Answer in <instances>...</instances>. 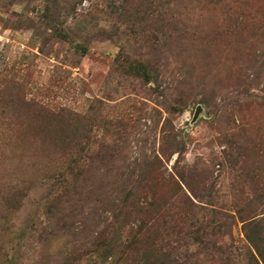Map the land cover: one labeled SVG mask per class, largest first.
I'll use <instances>...</instances> for the list:
<instances>
[{"label":"rangeland","instance_id":"374dc122","mask_svg":"<svg viewBox=\"0 0 264 264\" xmlns=\"http://www.w3.org/2000/svg\"><path fill=\"white\" fill-rule=\"evenodd\" d=\"M126 5L0 0V106L34 98L90 114L89 158L70 178L68 116L39 128L44 114L0 108V264H157L151 215L128 248L140 214L113 217L144 185L186 224L223 223L205 234L204 264H264V0H133L136 14L117 17ZM46 7L84 55L45 29ZM123 48L151 80L118 68Z\"/></svg>","mask_w":264,"mask_h":264},{"label":"trees","instance_id":"16d2710c","mask_svg":"<svg viewBox=\"0 0 264 264\" xmlns=\"http://www.w3.org/2000/svg\"><path fill=\"white\" fill-rule=\"evenodd\" d=\"M126 2L128 3V6L126 5V7H122L123 12L120 13L121 15L117 17H130L132 13L133 16L136 14L134 11L137 10L138 7L134 8L131 6L133 0H126ZM60 16V13H52L51 10L46 7L41 16L45 29L49 30L50 35L56 36L63 41L69 42L71 44V54L73 56L84 55L87 51V45L82 40L77 41L72 37V27L66 25V23L60 22ZM95 26L100 27L99 25ZM116 63L118 68H120L124 74L142 78L145 81L151 80L152 78L149 71V63L145 62L142 58L130 59L129 54L125 52V49L124 51H120L116 56ZM0 108L3 109V113H5L4 109L7 108V111H14L16 109L25 108L30 109L33 112L36 111L40 114H44L41 119H36L40 120L38 121L36 126L39 128H44V126H47L49 128L50 125H52V123L56 121L55 118L63 115L68 116V118H66V120L68 121L66 125L69 128L67 129L66 136L62 138V147L71 148L70 151L66 152L68 155L67 159H69L67 174L70 176V178L73 177L78 171L79 168L76 164L79 162V160H82V158L84 157L89 158V156L86 154L82 155V153L86 149L89 139V111L85 113H77L64 107L54 108L49 105V103H46L41 99L36 100L34 98L23 100L21 104L17 105L14 103H8L5 106H0ZM11 115H13V113ZM43 139L46 138L43 137ZM175 186V195H183V197L185 198V200H183L185 203L184 206H187V209H189L190 217L194 218L196 212L193 214H191V212L193 210H197L198 206L186 193L182 194L180 192L182 188L178 183H175ZM187 188L191 191V188L189 186H187ZM139 192L142 194L136 195L134 198L132 192L129 193V195H123L121 199V206L115 209L116 211L113 214L114 218L118 216L121 217L123 213L127 215L131 213L140 214L138 220H140V223L142 224H140V226L138 225L134 230L133 228H131L132 231L129 233L130 240L128 238V240L126 239V241L124 242L125 248L129 247V243L136 236H140L142 234L141 230L144 222L142 217L144 215H151V219L154 221V230L156 231L154 237H152L156 245L154 243L152 244L156 246L158 261L157 264H204L206 260L212 261L213 256H211L210 259H206L210 256V253L206 251L208 249V246L205 243L208 236L205 234L207 233L208 229H210L212 232V230L214 231L215 228L218 229V227L223 226V223L220 224L217 220L213 225L210 226L209 223H203V221H199V219H196L195 221H191L190 223L186 224V220H184V217L186 216H175L174 212L170 211L169 207V209H167L164 205L160 204L159 201H157L154 185H144V187L139 188ZM191 195L196 199V196L193 193H191ZM129 198L130 201L126 203V200ZM198 223L200 224L198 225ZM249 226H251V224L245 225L244 233L249 242H252L257 248V245L261 243V239L260 242L258 241V243L256 244L257 241H255V239H252L251 235L248 232ZM172 236L177 237V240L173 241L176 242L175 246H173L171 242ZM181 239L185 240L180 243ZM98 244L99 243H96L95 245ZM181 247H184L183 252L174 253ZM110 255V252H106L104 256L107 259L108 257H110ZM258 255L263 258V255H261V253H258ZM262 260L264 261V259ZM116 262L117 261H114L113 263Z\"/></svg>","mask_w":264,"mask_h":264},{"label":"water","instance_id":"95a60500","mask_svg":"<svg viewBox=\"0 0 264 264\" xmlns=\"http://www.w3.org/2000/svg\"><path fill=\"white\" fill-rule=\"evenodd\" d=\"M200 110H201V107H200V105H198L196 107V110H195V113H194V119H196L198 117V114H199Z\"/></svg>","mask_w":264,"mask_h":264}]
</instances>
